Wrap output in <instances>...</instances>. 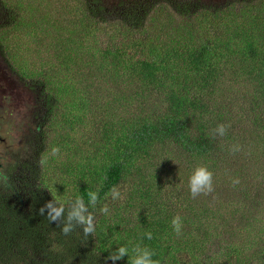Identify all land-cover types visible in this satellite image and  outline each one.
Masks as SVG:
<instances>
[{
	"label": "trees",
	"instance_id": "1",
	"mask_svg": "<svg viewBox=\"0 0 264 264\" xmlns=\"http://www.w3.org/2000/svg\"><path fill=\"white\" fill-rule=\"evenodd\" d=\"M71 1L55 20L46 0H0V59L38 100L30 149L53 127L65 149L76 147L70 130L101 127L61 162L41 147L16 159L0 148V264H132L146 248L159 264H264V0ZM40 47L57 50L47 65L59 68L26 58ZM257 150L252 169L223 168L222 182L214 170L212 193L195 198L157 175L184 156L225 163L245 151L251 164ZM78 199L93 216L86 238L75 218L61 232ZM49 200L64 207L59 222L39 214ZM120 247L127 255L109 259Z\"/></svg>",
	"mask_w": 264,
	"mask_h": 264
},
{
	"label": "rangeland",
	"instance_id": "2",
	"mask_svg": "<svg viewBox=\"0 0 264 264\" xmlns=\"http://www.w3.org/2000/svg\"><path fill=\"white\" fill-rule=\"evenodd\" d=\"M204 1L207 4H216L221 3L224 0H200ZM46 7H47V13L50 15H53L55 20H58V17L62 15L63 10H69V8H74V2L71 0H46ZM66 16V14H64ZM45 29L47 27H44ZM21 33L17 34V36L21 37L23 41H33L31 39L32 37L29 36L30 33H27L24 29L20 30ZM46 38V37H43ZM51 38V37H49ZM16 42L15 39H10L8 41L9 45L11 47H14V43ZM40 52L38 55L30 58L26 57L31 63H34L36 67H39L42 71L45 70H53L54 68H59L58 65H55L53 67L47 65V62H51L53 58L55 57L57 50H53L52 47H49L48 50L42 51L40 47ZM25 84H22L19 82V79L16 77H13L9 69L5 66V64L2 63L0 59V138L7 140L5 137H3L4 133L9 135L11 137V140L8 141H0L1 147L4 150L9 151V153H13L16 156H24V154L31 153L33 156L39 149H44V151H49L59 162L63 161L67 154H71L74 151V148H80L84 149L88 147L89 142V136L91 135L92 131L97 134L99 131H101L100 123H97V128L99 131H95V126L92 123H87L85 126L70 130L69 132H72L73 137L76 140V147H69L68 149H65L64 143V132L60 131L57 127H53L54 129L47 132V136L45 137V145L42 146L37 145L35 150L32 151L30 149V140L26 141V137L31 136L29 130L32 127V125H36V121L33 119V115L35 114V109L31 110V106H34L35 103L38 101L37 96L35 92L31 93L27 88H25ZM120 92H117V94ZM114 96V94H113ZM112 97H109L108 101L112 100ZM220 97H217L216 100L219 101ZM106 100V99H104ZM95 114V113H94ZM96 116V115H95ZM97 122V117H96ZM237 121H235L236 123ZM234 123V124H235ZM245 123H242L237 125V128L240 130H243V126ZM59 125V124H58ZM60 126V125H59ZM50 130V129H49ZM3 134V135H2ZM31 139V138H30ZM97 140V136H96ZM98 141V140H97ZM233 145V144H231ZM230 145V147H231ZM252 143L250 144V148L252 147ZM226 145H224L225 148ZM229 146V145H228ZM257 148L256 146H254ZM53 149H58V152L55 154L53 153ZM253 152L254 150L251 149ZM245 153V151H243ZM242 151H234V156L231 157L228 161L225 163L223 161H220L218 159H213L211 162L205 164V163H195L193 160H189L187 156L181 157L183 158L180 162V167L176 169L175 164L168 166H165L164 164H159L157 169V175H161L164 180H171L172 184H176V192L179 193V196L191 194L190 188H189V181L190 177L192 176L194 170L197 167L204 166L206 167L212 175L214 174L213 171L217 169L216 171V178L213 180L214 182L217 181L218 178H220L221 182L222 180H225V177H219L221 175V171L223 168H230V167H236V166H246L247 169H252L253 164L257 163L259 161V150L256 151V154L254 155V161H251V164L244 156V153ZM44 154V153H43ZM163 155L168 156L169 158H172L175 155V152L171 150L163 151ZM240 156L242 158H240ZM46 160V159H45ZM5 161L12 162V158H6ZM230 166V167H229ZM56 167V164H53L52 170ZM221 167V168H220ZM58 171L57 169L55 170ZM234 175L238 174V168L233 170ZM184 180L183 183H179V180ZM169 183V182H168ZM178 183V185H177ZM128 187V186H127ZM127 188H121L120 193L119 190L111 194L109 196V200L111 201H121L122 199H126V190ZM175 192V193H176ZM212 193V192H210ZM135 204V203H134ZM220 210V209H219ZM137 213H134L132 215L135 216ZM131 217V215H130ZM131 217V219H132ZM230 221V219H228Z\"/></svg>",
	"mask_w": 264,
	"mask_h": 264
},
{
	"label": "clouds",
	"instance_id": "3",
	"mask_svg": "<svg viewBox=\"0 0 264 264\" xmlns=\"http://www.w3.org/2000/svg\"><path fill=\"white\" fill-rule=\"evenodd\" d=\"M216 131L220 135H224L226 132V127L224 125H219ZM58 152V149H53V153ZM189 188L192 196L195 198L197 195L203 193L207 194L213 191L212 185V173L204 166L197 167L189 181ZM92 201L96 200L95 193H89ZM78 204L80 205L78 209H74L72 212L68 214V223L63 224L61 227V232L65 235L69 234L73 231V225L70 221L75 218L77 222L83 225V233L85 238L94 231L93 225V216L91 214L85 215L87 213V209L84 208L82 204V200L78 199ZM45 208L49 210L47 218L51 222H59L60 217L64 213V207L54 206V202L52 200L46 201L45 204L39 209V214L44 215ZM102 211H106V208L101 209ZM172 224L174 226V230L179 233L180 231V217H174ZM148 238L151 239V233H148ZM128 250L125 247H120L117 249L116 255H109V259H122L125 255H127ZM153 253L147 248L144 250L143 255L137 256L132 260V264H159L158 261H154L152 259Z\"/></svg>",
	"mask_w": 264,
	"mask_h": 264
},
{
	"label": "flooded vegetation",
	"instance_id": "4",
	"mask_svg": "<svg viewBox=\"0 0 264 264\" xmlns=\"http://www.w3.org/2000/svg\"><path fill=\"white\" fill-rule=\"evenodd\" d=\"M0 141H1V142H3V141L5 142V140H4V139H2V138H0Z\"/></svg>",
	"mask_w": 264,
	"mask_h": 264
}]
</instances>
